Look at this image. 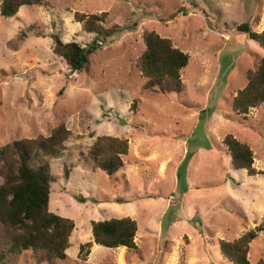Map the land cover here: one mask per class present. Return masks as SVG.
<instances>
[{
  "label": "rangeland",
  "instance_id": "obj_1",
  "mask_svg": "<svg viewBox=\"0 0 264 264\" xmlns=\"http://www.w3.org/2000/svg\"><path fill=\"white\" fill-rule=\"evenodd\" d=\"M44 1L11 17L0 12V147L66 125L67 149L51 160L50 209L73 219L75 229L66 259L40 263L23 251L7 254L5 264H232L220 240L264 221V103L246 117L232 109L264 56V47L237 26L263 31L264 0ZM76 12H108L106 25L122 27L98 40L89 72L71 71L52 49L53 33L84 47L97 41ZM152 30L190 56L180 94L144 87L137 62L143 34ZM228 134L252 147L262 173L233 167ZM100 135L129 140L114 176L87 160ZM127 216L138 223L137 249L94 244L86 261L78 258L80 245L92 240L91 221ZM8 239L0 223V250ZM249 260L264 264V231L251 243Z\"/></svg>",
  "mask_w": 264,
  "mask_h": 264
},
{
  "label": "trees",
  "instance_id": "obj_2",
  "mask_svg": "<svg viewBox=\"0 0 264 264\" xmlns=\"http://www.w3.org/2000/svg\"><path fill=\"white\" fill-rule=\"evenodd\" d=\"M46 3L44 0H2L0 12L5 17H11L24 5ZM108 15V12L75 13V19L82 23L83 31L97 37V41L89 47L76 41L65 42L59 33L51 34L53 52L65 61L71 71L89 72L91 57L100 48L98 40L104 41L122 30L119 25H106ZM237 29L264 47V30L253 31L247 22L239 24ZM143 38L145 49L138 58L137 65L147 79L145 89L166 94L182 93L185 89L182 74L189 64V54L174 46L170 38L163 37L154 30L145 31ZM262 103L264 56L255 70L248 71L247 83L234 96L232 109L236 114L246 117ZM133 106H136L135 101ZM70 136L71 131L66 125L59 124L48 136L17 139L0 147V223L9 236L6 249L0 250V264H5L7 254H19L23 251H31L40 263L66 259L75 221L50 209L52 184L56 182L51 160L64 155ZM224 143L235 169H243L249 176L262 173L254 166L255 154L248 143L231 134L225 136ZM129 151L130 143L127 138L100 135L89 147L87 160L94 169L114 176L123 168V157ZM180 169L183 170L182 166ZM64 175L69 177L67 166L64 167ZM183 178L180 174V182ZM137 231L138 223L130 216L93 220L92 240L80 245L78 258L86 261L94 244L106 248L137 249ZM261 231H264V221L232 241L220 240L222 255L232 264H250V246Z\"/></svg>",
  "mask_w": 264,
  "mask_h": 264
},
{
  "label": "bare ground",
  "instance_id": "obj_3",
  "mask_svg": "<svg viewBox=\"0 0 264 264\" xmlns=\"http://www.w3.org/2000/svg\"><path fill=\"white\" fill-rule=\"evenodd\" d=\"M121 250L125 249V247H120Z\"/></svg>",
  "mask_w": 264,
  "mask_h": 264
}]
</instances>
